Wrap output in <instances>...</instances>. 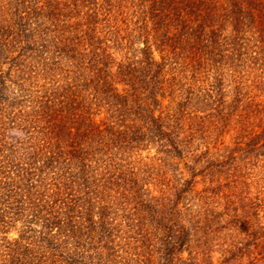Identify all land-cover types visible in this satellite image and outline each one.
<instances>
[{
    "label": "trees",
    "instance_id": "16d2710c",
    "mask_svg": "<svg viewBox=\"0 0 264 264\" xmlns=\"http://www.w3.org/2000/svg\"><path fill=\"white\" fill-rule=\"evenodd\" d=\"M263 156L264 0H0V264H264Z\"/></svg>",
    "mask_w": 264,
    "mask_h": 264
},
{
    "label": "rangeland",
    "instance_id": "374dc122",
    "mask_svg": "<svg viewBox=\"0 0 264 264\" xmlns=\"http://www.w3.org/2000/svg\"><path fill=\"white\" fill-rule=\"evenodd\" d=\"M156 54H157V58H161V55L159 54V53H157L156 52ZM205 87V86H204ZM261 93V92H260ZM253 94H258V91L257 90H254L253 91ZM261 97V96H260ZM169 103V100H166L165 101V105H167ZM248 104V99H244L242 102H241V105L242 106H245L246 107V105ZM171 108H176V104H172L171 106H170ZM225 140L227 141V144H231V137H230V134H227V137H225ZM214 142V141H213ZM192 148H190V150L192 151V149L194 148V152H198V149L196 150V147L198 148L199 147V152L201 151V149H202V141H200V139H198L197 137L196 138H194L193 140H192ZM200 147H201V149H200ZM191 151H189V152H191ZM155 150H153V152H151V156L153 155V154H155ZM193 152V153H194ZM148 154V152L147 151H145L144 152V155H147ZM185 158H186V160L187 161H189L190 159H191V155H190V153H185ZM263 160H264V156L263 157H261ZM178 161V160H177ZM193 160H191L190 161V163L192 162ZM261 163V165L259 166V167H255V168H253L252 170H250V171H254V177L253 178H251V179H248V181L249 182H251V181H253L252 182V185L251 186H249V184L247 185V186H244L242 189H239L238 190V188H233V190L232 191H234V192H243V195H246V191L247 192H250V196L252 197V196H254V197H256L255 195H257V188L255 187V185H256V182H254V181H256L260 176H262L263 175V173H264V163H263V161H261L260 162ZM191 176H190V174H188V172H187V170H186V168H185V165H184V162H182L181 164H180V162H178L177 164H176V167H174V170L173 171H170L169 170V179L168 180H170L169 181V183H170V186H172V185H179V187L182 185V183H183V181L185 180V179H187V178H190ZM211 177H213V176H207L206 177V175H198L197 177H196V182H197V188L199 189V190H202L203 188H205L206 186H208V184H206L205 185V183L206 182H209L210 181V179H211ZM156 184H157V188H159L160 186L158 185L159 184V179L155 182ZM209 187V186H208ZM228 190H229V188L228 187H223L221 190H218L219 191V193L221 194V195H223L224 193H228ZM172 192H173V190H172ZM229 192H231V191H229ZM212 193H206V195H211ZM240 201V200H238V199H235V201ZM193 203H196L195 201L193 202ZM264 215V213L263 212H261V216H263ZM263 219V218H262ZM264 221V220H263ZM9 236L10 237H17L18 235H19V233L15 230V229H11L10 231H9ZM188 248V247H187ZM192 249H197L195 246H193V248ZM184 258H188L189 257V251H188V249L187 250H185V252H184ZM195 255V261H196V263H202V260H203V258H202V256H198L196 253L194 254ZM197 257V258H196ZM199 258V260H200V262H198L196 259H198Z\"/></svg>",
    "mask_w": 264,
    "mask_h": 264
}]
</instances>
